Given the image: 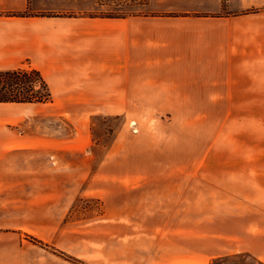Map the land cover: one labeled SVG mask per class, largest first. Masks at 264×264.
Listing matches in <instances>:
<instances>
[{
  "label": "crops",
  "instance_id": "1",
  "mask_svg": "<svg viewBox=\"0 0 264 264\" xmlns=\"http://www.w3.org/2000/svg\"><path fill=\"white\" fill-rule=\"evenodd\" d=\"M223 1L164 0L159 11L91 16L73 15L69 0H0V71L36 68L52 92L50 102H0V162L44 150L49 177L112 199L114 222L125 228L111 248L97 242L75 253L90 264H212L247 252L264 261V236L242 228L264 224L256 220L264 202L243 195L259 183L249 188L232 166L218 170L212 153L170 154L165 167L176 139L164 136V120L156 133L120 131L88 169L97 114L210 112L217 97H240L242 112L264 113V0ZM52 114L70 123L69 136L21 128L26 118ZM136 225L150 227L142 236ZM3 257L0 264H28Z\"/></svg>",
  "mask_w": 264,
  "mask_h": 264
},
{
  "label": "rangeland",
  "instance_id": "2",
  "mask_svg": "<svg viewBox=\"0 0 264 264\" xmlns=\"http://www.w3.org/2000/svg\"><path fill=\"white\" fill-rule=\"evenodd\" d=\"M69 1L73 15L122 16L164 9V0ZM241 104L240 97H217L210 112L94 115L88 169L98 165L120 131L138 136L147 126L156 133V125L164 120V136L176 139L164 155L165 167L172 163L170 154L180 157L192 153L215 154L218 170L232 166L235 175L249 181V188L252 181L259 183L258 192L249 190L243 195L264 202V183L261 186L262 181L252 177L264 170V113L242 112ZM21 128L40 137L63 138L73 132L64 117L53 114L26 118ZM46 153L44 150L14 153L0 162V255L9 263L23 260L38 264L42 260L43 264H49L54 259L66 264H90L75 253L97 242L111 248L112 236L123 232L125 226L114 222L111 198L106 204L102 197L89 193L85 184H66L62 176L49 177ZM150 155L146 156L154 157ZM256 220L264 221V216L258 214ZM147 227L150 226L136 225L134 231L143 236ZM253 227L264 236V224L242 226L244 231ZM80 236H88L92 241H82ZM213 264L260 263L252 255L238 253L216 259Z\"/></svg>",
  "mask_w": 264,
  "mask_h": 264
},
{
  "label": "trees",
  "instance_id": "3",
  "mask_svg": "<svg viewBox=\"0 0 264 264\" xmlns=\"http://www.w3.org/2000/svg\"><path fill=\"white\" fill-rule=\"evenodd\" d=\"M250 11L258 10L251 9ZM8 14L28 15L30 12H10ZM51 100L52 92L40 70L26 66L0 71V102H50ZM247 254L252 255L249 252ZM252 256L257 262L264 264V261ZM223 257L214 258L212 264L216 259Z\"/></svg>",
  "mask_w": 264,
  "mask_h": 264
}]
</instances>
